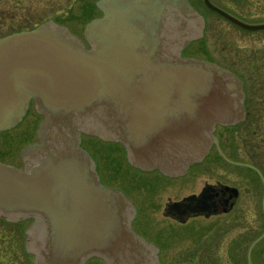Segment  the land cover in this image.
Instances as JSON below:
<instances>
[{"label":"water","instance_id":"1","mask_svg":"<svg viewBox=\"0 0 264 264\" xmlns=\"http://www.w3.org/2000/svg\"><path fill=\"white\" fill-rule=\"evenodd\" d=\"M203 3L243 29H264ZM96 6L102 15L83 39L54 20L0 38V132L32 104L42 115L38 142L21 152L23 166L0 160V219L32 220L24 233L32 264H85L94 256L162 264L132 226V199L103 183L82 135L122 144L134 167L178 176L218 143V124L245 116L244 82L217 62L182 55L206 26L189 0ZM210 198L204 189L172 206L209 216Z\"/></svg>","mask_w":264,"mask_h":264},{"label":"rangeland","instance_id":"2","mask_svg":"<svg viewBox=\"0 0 264 264\" xmlns=\"http://www.w3.org/2000/svg\"><path fill=\"white\" fill-rule=\"evenodd\" d=\"M39 1V6L37 5L34 8L40 11L36 13L38 14V20L33 15L31 16V20L35 19L39 22L44 20L45 22V20L53 19L61 25L68 26L71 31L82 39L86 25L93 18L102 15L101 10L96 6L98 0ZM190 1L199 13L204 15L206 26L203 32L204 36L200 40H194L188 52L203 57L213 56L218 61L233 67L236 56L241 54L244 58L247 57V49L252 44L248 31L241 29L225 17L210 10L203 3V0ZM211 2L235 15L240 20L245 21V13L243 11L244 1L211 0ZM31 9L33 7H27L26 12L31 11ZM27 15H30V13ZM188 52L185 50L184 54L186 55ZM246 74L248 73L246 72ZM41 119V114L35 111L34 104H32L28 115L17 126L0 132L1 161L17 167L23 166L21 152L28 144L38 142L37 131ZM259 130L264 131L263 129ZM82 140L83 147L94 155V159L99 164V171L101 170L100 172L103 177L101 178L119 189H127L130 198L136 199L133 179L137 176V172L128 163L123 146L119 143H105L100 138L91 135H82ZM249 154L252 153L249 152ZM106 171L111 172L112 177L118 179L120 182L112 178L107 179L108 175H105ZM219 172V174L223 173L221 168ZM198 175L190 173L178 181L171 180V185L161 187L157 192L158 195H154V204L151 208L142 204L143 212H151L155 216L156 214H161L166 202H171L172 199H176L182 194L198 191L205 181H211L214 178L213 174L200 173ZM133 176L134 178H132ZM142 180L148 182V179L144 178ZM176 184H182L181 190L176 189ZM145 196L148 197V195ZM138 197L141 198L140 196ZM143 220L144 218L136 224L135 222L133 223V228H135L134 230L138 235L144 230L142 228ZM31 225L32 220H24L22 223L12 225L0 222V264H32L34 262L35 255L27 251L24 234L26 229ZM173 229H177L176 233L178 237L173 241L175 247L170 251L171 253H168V251L164 252L167 262L171 264H242L245 256L248 257L251 246V243L248 242L249 239H247L248 241L245 239L248 238L251 231L256 233V235L264 231V213L261 208L253 209V211L249 212L243 211L240 215V220L237 221L231 216L226 215L213 216L212 218H196L184 225V228L178 229V227H175ZM261 245H263L261 249L255 248L257 259L260 260V264H264V243ZM238 247L241 248V257L235 250ZM255 248L253 247L250 252L251 259L255 257L252 253ZM186 255L188 256L186 257ZM23 257L24 259H22ZM86 261L85 264H108L106 260H102L96 256ZM160 262L164 264L162 260Z\"/></svg>","mask_w":264,"mask_h":264},{"label":"flooded vegetation","instance_id":"3","mask_svg":"<svg viewBox=\"0 0 264 264\" xmlns=\"http://www.w3.org/2000/svg\"><path fill=\"white\" fill-rule=\"evenodd\" d=\"M238 1L245 2L243 11L245 13L244 18L246 22L252 25L264 23V0ZM39 2V0H0V38L12 34V32L32 30V28L41 25L44 20L42 22L37 21L38 14L36 13L40 11L34 9L37 5L39 6ZM27 7H33V9L26 12ZM29 13L30 15H27ZM32 15L37 20H31ZM243 30L249 32L252 44L247 49V57L244 58L241 54L235 57L234 67L218 61L217 58L213 56L203 57L188 52L191 43L185 47L182 52L184 57L200 58L217 62L224 67L226 66L241 78L244 82L245 92V116L242 120L235 124H218L214 132L218 143H213L208 155L200 160V162L190 164V167L184 174L167 176L161 170L137 168L132 166L128 161L130 166L137 172V176L135 178L134 176L132 177L134 178L133 188L134 194L137 196L136 199L130 198L127 189H122L127 197L132 199L135 208H137L132 226H134V222L136 224L144 218V223L142 224L144 230L139 234L153 246L157 247L158 257L164 264H171L165 259L164 252L168 251V253H171L170 251L175 247L173 241L178 237L176 233L177 229L174 230L173 228H184V225L196 218H212L213 216L226 215L231 216L237 221L240 220V215L243 211L249 212L253 211V209L261 208L264 213V131L259 130H264V29L250 30L244 28ZM185 50L188 52L186 55L184 54ZM246 72L248 74L245 75ZM104 142L115 143L112 141ZM249 152L252 154H249ZM125 154L127 157L126 149ZM92 156L95 158L93 154ZM96 166L99 171V164L97 162ZM220 168L223 172L221 174H219ZM100 171V179L105 185L119 189L104 181ZM190 173L197 176H199L198 174L200 173L213 174L214 178L211 179V181H205L198 191H192L190 194H182L180 197L172 199L171 202H166L161 214H156L155 216L152 215L151 212H148L150 214L143 212L144 205L151 208L154 204V195H158L157 192L161 187H167V185H171V180L178 181ZM105 175H108V177H106L107 179H115L112 177L111 172L109 173L106 171ZM144 178L148 179V182L142 180ZM115 180L119 181L118 179ZM176 185L177 188L174 187L181 190L182 184ZM204 189L210 194L211 198L209 203L213 204L211 215L207 216L204 212H182L187 209L184 204H182L179 209L172 206L173 203L182 202L186 197L191 196V194L199 195ZM145 195H148L149 198ZM193 205H195V202H193ZM250 233L251 234H249L248 238L245 240L248 241L247 239H249L248 242L251 241L252 244L256 242L254 244L255 248V245L264 240V231L258 235L252 231ZM235 250L241 257V248L238 247V249L235 248ZM187 256L188 255H186V257ZM22 259H24V257Z\"/></svg>","mask_w":264,"mask_h":264},{"label":"trees","instance_id":"4","mask_svg":"<svg viewBox=\"0 0 264 264\" xmlns=\"http://www.w3.org/2000/svg\"><path fill=\"white\" fill-rule=\"evenodd\" d=\"M0 222H4V223H7V224H10V225H12V224H16V223H18V222H8V221H6V220H4V219H0ZM23 222V221H22ZM22 222H19V223H22ZM250 243H251V241H250ZM262 243H264V240H262L259 244H257V245H255V247H257V248H260L261 249V247L263 246V245H261ZM252 244V243H251ZM253 253V255L255 256L254 258L252 257V259H251V263H253V264H260L261 262H260V260H258L257 259V252H256V248L254 249V251L252 252ZM230 261V260H229ZM232 262V261H231ZM243 263L244 264H250L249 263V261H248V257L247 256H245V258L243 259ZM234 264V263H233ZM235 264H237V263H235Z\"/></svg>","mask_w":264,"mask_h":264}]
</instances>
